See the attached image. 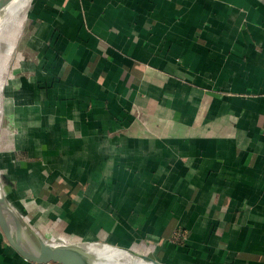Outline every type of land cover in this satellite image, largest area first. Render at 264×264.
<instances>
[{"label":"crops","instance_id":"obj_1","mask_svg":"<svg viewBox=\"0 0 264 264\" xmlns=\"http://www.w3.org/2000/svg\"><path fill=\"white\" fill-rule=\"evenodd\" d=\"M10 58L0 179L45 241L264 264V0H32ZM0 264L37 263L0 229Z\"/></svg>","mask_w":264,"mask_h":264},{"label":"water","instance_id":"obj_2","mask_svg":"<svg viewBox=\"0 0 264 264\" xmlns=\"http://www.w3.org/2000/svg\"><path fill=\"white\" fill-rule=\"evenodd\" d=\"M19 0H0V21L5 18ZM10 226L24 240V245L14 244L5 230ZM0 229L7 242L25 259L37 264H99L85 252L76 250V245L59 246L45 241L27 222L18 214L9 202L0 179ZM130 249V248H129ZM136 255L154 264H171L156 260L152 256L136 252Z\"/></svg>","mask_w":264,"mask_h":264},{"label":"bare ground","instance_id":"obj_3","mask_svg":"<svg viewBox=\"0 0 264 264\" xmlns=\"http://www.w3.org/2000/svg\"><path fill=\"white\" fill-rule=\"evenodd\" d=\"M31 3L32 0H19L11 9L9 14L0 21V89L4 83L3 74L7 70L8 61L13 53L20 29L26 18ZM5 230L14 244L21 246L25 244L22 237L10 226L5 225ZM76 250L85 252L99 264H151L143 262L141 258L135 261L133 259L123 257L114 258L112 256H105L97 252H91L81 246H77Z\"/></svg>","mask_w":264,"mask_h":264},{"label":"rangeland","instance_id":"obj_4","mask_svg":"<svg viewBox=\"0 0 264 264\" xmlns=\"http://www.w3.org/2000/svg\"><path fill=\"white\" fill-rule=\"evenodd\" d=\"M11 59V58H10ZM10 59H9V61H10ZM9 61H8V65H9ZM7 68H8V66H7ZM3 76H4V83H3V86H2V88L0 89V148H1V146L3 145V143L6 141V137H5V135L4 134H7V132H9L8 131V126H9V123H8V121H7V119H6V117H5V107H4V105H5V96H4V91H3V88H4V85L6 84V78L8 77L7 76V72H4V74H3ZM6 77V78H5ZM0 178H3L2 177V174H1V176H0ZM184 232H185V237H186V240L185 241H183L181 244H179V245H184L185 243H186V241H187V237H188V232L186 231V230H184ZM81 242V241H80ZM79 242H77V243H75V244H73V245H76V244H78ZM97 243H105V242H97ZM73 245H71V246H73ZM111 245V244H110ZM78 246V245H77ZM117 247V246H116ZM133 250V249H132ZM134 251H136V252H138L137 250H134ZM149 256H152L153 258H155V256H154V254H149ZM156 260H159V261H161V259L160 258H155Z\"/></svg>","mask_w":264,"mask_h":264},{"label":"built area","instance_id":"obj_5","mask_svg":"<svg viewBox=\"0 0 264 264\" xmlns=\"http://www.w3.org/2000/svg\"><path fill=\"white\" fill-rule=\"evenodd\" d=\"M186 240L185 232L183 228H177L173 233V241L175 243L181 244L183 241ZM58 264V263H55Z\"/></svg>","mask_w":264,"mask_h":264}]
</instances>
